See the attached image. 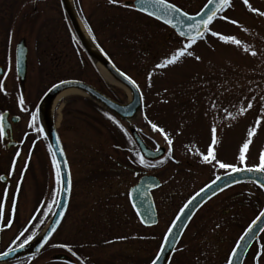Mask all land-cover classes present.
I'll return each instance as SVG.
<instances>
[{"label":"rangeland","instance_id":"obj_1","mask_svg":"<svg viewBox=\"0 0 264 264\" xmlns=\"http://www.w3.org/2000/svg\"><path fill=\"white\" fill-rule=\"evenodd\" d=\"M172 1L185 13L194 14L206 0ZM248 4L264 11V0H248ZM73 7L100 49L136 84L142 106L134 118L118 127L83 94H70L56 105L52 117L68 164L71 189L67 210L47 246H62L54 257L70 250L76 264H149L183 202L210 180L231 171L220 168L217 161L240 169L259 164L264 152V17L251 12L244 0H232L221 15L237 23L217 19L210 27L220 35L235 37L241 42L239 46L206 33L190 49L199 60L184 56L161 68L157 65L186 43L170 29L123 7L120 1L74 0ZM5 32L14 33V40L18 34L28 37L30 99L37 102L49 86L69 79L111 94L119 103L130 99L127 91L106 80L99 67L87 61L58 0H0V40ZM241 108L247 109L243 115ZM151 124L164 130L171 146ZM131 128L144 135L149 147L164 150V157L141 164L122 132ZM250 129H255V134L249 140ZM43 133L39 134L42 142L31 150L33 156L18 161V173L28 162L19 191L18 219L13 225H0V254L28 241L53 209L57 170ZM19 141L12 152L28 153L31 140L22 130ZM246 142L241 163L240 150ZM210 145L215 155L211 163L203 160ZM128 168L139 170L138 174H153L161 181L152 193L159 212L153 227H142L128 203V188L138 179ZM232 195L235 201L223 205ZM263 202V192L251 184L208 202L185 232L182 245L186 246L177 254L184 259L182 264H226L236 237L261 211ZM38 204V218L21 235ZM227 207L232 218L221 215ZM107 232L113 240L103 239L101 234ZM95 233H99L98 238ZM205 234L211 241L193 238ZM258 242L244 264H264V254L257 259L258 251L264 253V232ZM9 264L63 263L45 252L32 260Z\"/></svg>","mask_w":264,"mask_h":264},{"label":"water","instance_id":"obj_2","mask_svg":"<svg viewBox=\"0 0 264 264\" xmlns=\"http://www.w3.org/2000/svg\"><path fill=\"white\" fill-rule=\"evenodd\" d=\"M64 16L66 17L70 29L78 42L80 48L82 49L85 56L97 67H101L107 75L119 86L128 91L130 95V99L126 103L116 102L106 95L100 93L98 90L93 88L92 86L76 80H67L60 82L54 86H52L46 94L42 97L38 110L40 115V122L45 134L47 143L51 150L53 159H55L59 170L62 172L64 177V185L65 190L61 191V186L59 185L57 200L59 203L55 204L54 210L47 221L46 225L43 229L36 234L31 240L27 243L23 244V247L13 248L14 251L10 252L8 256H3L0 254V264H6L15 260H20L32 256L38 255L43 248L46 246L52 235L55 233L58 228L67 208L69 192L67 189V183L70 181L68 165L62 151L57 132L56 126L52 117V108L56 97L63 91L73 89L76 90L83 95L89 97L103 108L114 114L121 120H131L136 116L139 112L142 99L141 94L136 86V84L129 83L127 77L119 70H117L114 65L102 54V52L95 46L93 49L82 32L78 20L76 18V12L72 10L70 7L68 0H59ZM207 4V3H206ZM132 5L136 11L146 16L148 12H152L153 15L149 16L156 21L166 25L169 27L179 38L185 39V37H181L179 33L181 31L188 32V25L193 23V21L187 20L184 16H181L179 13H168L167 16L164 15V9L159 5H154L149 2L141 3L140 0H135L132 2ZM74 8V7H73ZM212 6L210 5L208 8H204L203 12L201 10L199 13L201 15L195 16L197 20L204 18V15L211 11ZM182 12V11H181ZM161 16V19H156V16ZM164 19H170L172 24L175 27H172L170 24L164 23ZM191 35L195 36V31L193 30ZM92 41V40H91ZM27 51L23 41H20L15 48V61H16V72L21 82H23L25 73H26V57ZM17 58L19 59V66L17 68ZM135 85V86H134ZM5 130V128H4ZM130 134L139 150L140 155L148 160L154 161L160 159L164 151L162 149L158 150H149L145 143L142 141L138 133L134 130H130ZM219 179H215L210 184L206 185L200 191H198L195 195H193L187 203L183 206L176 219L171 224V231H167L163 243L158 251L155 259V264H167L173 250L182 234L184 229L186 228L189 220L194 215V213L211 197L221 192L225 188L243 182H250L258 187H260L264 193V173L256 172V171H237L233 173H227L218 176ZM160 186V182L153 176H142L137 184L132 186L128 190V200L130 206L137 216L138 221L144 227H152L157 224L156 212L153 204V200L151 197V191L157 189ZM264 212V204L263 207L258 214L257 217L250 223L251 230H249V226L245 229L241 237H244L241 240V237L238 239L234 248L236 249V255L232 256V252L230 256H232V264H243L244 258L253 245L254 242L258 241L260 234L263 232L261 229H264V217L260 216V214ZM55 227V231H52V228ZM49 233H51L49 235ZM47 237V238H46ZM239 245V246H238ZM233 248V249H234ZM8 252V251H6ZM57 260L67 261L68 258L65 255H57ZM152 261V262H153ZM151 262V264H152ZM228 264V262H227Z\"/></svg>","mask_w":264,"mask_h":264},{"label":"flooded vegetation","instance_id":"obj_3","mask_svg":"<svg viewBox=\"0 0 264 264\" xmlns=\"http://www.w3.org/2000/svg\"><path fill=\"white\" fill-rule=\"evenodd\" d=\"M118 1H120V3H122V6L124 4H128L129 7H125V8H132L133 11L136 12L135 9L132 7V5L129 3V2H132L134 0H118ZM118 1L116 3H118ZM165 2L174 4L176 7L180 8L179 5H177L172 0H165ZM204 3L201 4V6L199 7V9L196 12H198L201 9V7L204 5ZM35 8L36 7L33 6V10H35ZM180 9H181V11L184 12V10L182 8H180ZM189 15H191V14H189ZM143 17L153 21L156 24H159V23L155 22L154 20H152V19H150V18H148L146 16H143ZM165 28H168V27L165 26ZM13 35H14V33H12V32L11 33L5 32V37L2 40H0V81H2V86H3V89H4L3 91H0V116L3 117V119L0 120V132H2V135H0V177H4L3 180H0V204L3 205V210L0 211V225L5 224L7 226H10L8 224L9 220H11V225H13L18 219L19 191H20V187H21V184H22V181H23V176L27 172V167H28V162H26L24 164V166H23V169L20 171V173H18V161L19 160H26V161L29 160L33 156L32 152H31L33 146L35 144L39 143L40 140L42 139V137H40L41 131H40V121H39V117H38V105L40 103L41 98L46 93V91L48 89H50L53 85L56 84L55 83L52 86H49L45 90V92L40 96V98L38 99L37 102L34 99H30L31 90H30V83H29L30 76H29V68H28L29 67V65H28V62H29L28 61V53H29V51H28L29 50L28 49V37L27 36H23L21 34H18V35H16V38L14 40ZM20 41L24 42L25 47H26V51H27L26 73H25V77H24L23 82L20 81V79H19V77L17 75V72H16V61H15V48H16V45ZM69 80H71V79H69ZM19 95L24 100V104H23V109L24 110L23 111L21 110V106L19 105ZM33 114L35 115V119L34 120H33ZM23 123H25V126L19 127V125L23 124ZM30 124L32 125L31 127L29 126ZM4 128H5V130H4ZM21 130H22V134H24L27 139L31 140L32 147H31V149H30V151L28 153H20V155L17 156L16 153L12 152V150L17 148L20 145L19 134H20ZM137 132L141 136L142 140L144 141V143L146 144V146L148 147L149 150L154 151V150L161 149V148H158V147H155V148L149 147V145L146 142V138H144V135L138 130H137ZM129 137H130V135H129ZM130 139H131V141H132V143H133V145L135 147V153L137 155V158L140 160L141 155L139 154V151H138V149H137L132 137H130ZM41 142H42V140H41ZM14 159H15L16 162H15V167H14V170H13V160ZM143 160H144V162L146 161L145 159H143ZM127 170H129V171L132 170L134 177L138 176L137 177L138 178L137 181L132 186H134L142 176L150 175V176L156 177L153 174H145V173L138 174L139 170H137V169L128 168ZM113 171L114 170H109V172H113ZM230 172H232V171H230ZM22 173H23V176H22ZM223 174H225V173H223ZM214 179L210 180L209 182H207L206 184L201 186L198 190H196L192 195H190L183 202V204L179 208L177 214L179 213L181 208L184 206V204L196 192H198L200 189H202L205 185H207L210 182H212ZM159 182H160V186H161V181L159 180ZM18 183L20 185L19 191H17V184ZM242 185H248V184L247 183H245V184L240 183V184L232 185L230 187L225 188L224 190H222L218 194L214 195L211 199L206 201L194 213V215L189 220L186 228L182 232V234H181V236H180V238H179V240H178V242H177V244H176V246H175V248L173 250V253H172V255H171V257H170V259H169L167 264H182V263H184V259L182 257L179 258V256H177V254H178V252L182 251L183 246L184 247L186 246V245H182L183 244V240H184V236H185V232H186L187 228L190 226V224H192L193 221L195 220V217L198 215L197 213L208 202H210L211 200H213L217 196H219V195H221L223 193L229 192V190H231V189H235L237 187H242ZM132 186H130L128 188V190ZM160 186H159V188H160ZM253 186H255V185H253ZM5 189H7V197L6 198L4 196ZM157 189L151 191V197L153 199L154 208H155V212H156V215H157V221H158L159 212H158L157 200H156L155 197H153V194H152ZM237 196H240V195H235L234 197H237ZM234 197L232 195V196H229V198H227L226 200L224 199L223 200V205H228V204L232 203L233 200L235 201ZM13 199L16 200V207H15V211L14 212L12 211ZM40 203H41V201H40ZM39 207H40V204H38V207L35 210H33V212L30 214V216H29V218L27 220V224L25 225V228L21 231L22 233L26 232L27 228L31 227L34 224V221L36 220V218H38ZM221 213H222L221 215L223 217H227V218L231 217L232 218V212H231V209L229 207H227L226 209L222 210ZM177 214H176V216H177ZM107 224H108V222H107ZM242 233H243V231H241L238 234V236L236 237L235 241H237L239 239V237L242 235ZM98 234L99 233H95L93 235H95L96 238H98ZM101 236L103 237V239H106V240H113L114 239L113 235H110L109 232H107L106 235L101 234ZM163 238L161 240L159 248L162 245ZM193 238H194V240L211 241L209 234L196 235ZM129 241H130V239H129ZM208 243H210V242H208ZM254 245L258 246L259 242L257 244L254 243L252 245V247ZM198 246L199 245H197L196 248ZM252 247H251V249H252ZM194 249H193V251H194ZM43 251L48 253V256L50 258L52 257V260H54V255H55V253H57L56 251H62V246H52V247L46 246ZM63 254H65L69 258H71L68 261L69 263L62 262L63 264H76L75 261L77 259L75 260L74 255L70 252V250H69L68 253H64L63 252Z\"/></svg>","mask_w":264,"mask_h":264},{"label":"snow or ice","instance_id":"obj_4","mask_svg":"<svg viewBox=\"0 0 264 264\" xmlns=\"http://www.w3.org/2000/svg\"><path fill=\"white\" fill-rule=\"evenodd\" d=\"M109 4H114L117 2V0H108ZM140 2L143 4L145 2H149V3H152L154 5H159L160 7H162L164 9V15L167 16L168 13H171V12H174V13H179L181 16H184L187 20L189 21H193V23L189 24L188 25V32H183L181 31L179 33V35L181 37H185L186 38V43L183 44V46L178 49L175 54L167 59L163 64H159L157 65V67H166L167 65H172V64H175L179 58L181 57H184V56H189V57H194L196 60H199L200 57L198 56H194V53L192 51H190V49H192L193 45L197 42V40L199 39H202L203 36L207 33V34H210L211 36L213 37H218V39L225 43V44H233V45H237L239 46L240 45V41L238 39H236L235 37H232V36H227V35H220L218 34L217 32L215 31H211V25L213 24V22L217 19H220V20H228V18L226 16H223V15H218L219 13H223L229 6H230V0H207V4L204 5V8H208L210 5L212 6L211 8V11L207 12L205 15H204V18L202 19H199L197 20L195 18V16H190L188 15L187 13H184V12H181V9L176 7L174 4H171V3H166L165 0H140ZM244 3L245 5L248 6L249 10L251 12H254L256 13L258 16H261V17H264V11H259L258 9H255V8H252L251 5L248 4V0H244ZM124 7H129L128 4H124L123 5ZM204 10L201 9V12H203ZM148 15L149 16H152L153 13L152 12H148ZM197 16L201 15V13H197L196 14ZM156 19H161V16L157 15L156 16ZM229 23H232V24H236L237 21L235 20H228ZM164 23L166 24H170L172 27H175L174 24H172V21L170 19H164ZM195 31V36L191 35L190 33L192 31ZM256 53L253 52L252 55H255ZM19 66V59L17 58V68ZM125 79H128L129 80V83H133L128 77H125ZM135 86V85H134ZM3 86H2V81H0V91H3ZM19 104L21 106V110L23 111V104H24V100L23 98L21 97L19 99ZM252 107V102L249 101L248 102V105H247V108L250 109ZM240 114L243 115L247 109L245 108H241L240 110ZM107 115V113L105 114ZM3 117L0 116V120H2ZM35 119V115L33 114V120ZM108 119L109 120H113V118L111 116H108ZM113 123H117L115 120H113ZM259 120L257 121V125H259ZM30 127L32 126L31 124L29 125ZM117 126L119 127V125L117 124ZM151 128L154 132H158L160 133L161 135L164 136V139L167 141V143L171 146L172 144V140L168 138V135L164 132V130L162 128H159L156 124H151ZM212 144H215L216 143V128L213 127L212 128ZM255 134V129H250L248 131V137H249V140L251 139V137ZM0 135H2V132H0ZM248 148V143L246 142L241 150H240V161L241 163L244 162L245 160V150ZM17 156L20 155L19 152L16 153ZM211 158V159H210ZM215 159V155H214V151H213V147L210 145L209 148H208V153L207 155H205L203 157V160L205 162H209L211 163L212 160ZM15 159L13 160V170H14V167H15ZM139 162L141 164H144V160L143 158L141 157ZM163 161H161L162 163ZM217 163L219 164V167L222 168V169H231L232 172H237V171H249V172H252V171H256V172H264V152L261 153L260 155V158H259V164L255 167H252V168H244V169H240V168H237V167H234L232 165H229V164H225V163H220L217 161ZM148 166H153L151 164H149ZM53 167L57 169L56 171V184L57 185H60L61 188L60 190L63 191L65 190V185H64V177H63V174L62 172L59 170L58 166H57V163L55 161V159H53ZM22 176H23V173H22ZM4 177H0V180H3ZM217 179H219V177H217ZM19 183L17 184V191H19ZM67 189L70 190V181H68L67 183ZM4 196L5 198L7 197V189H5V192H4ZM56 203H59L58 201ZM15 207H16V200L13 199V202H12V211L14 212L15 211ZM3 210V205L0 204V211ZM260 216L264 217V212H262L260 214ZM260 217H257V219H259ZM253 223H255V221H253ZM8 224L11 225V220L8 221ZM249 230H251V226H249ZM52 231L54 232L55 231V227L52 228ZM169 231H171V229H169ZM261 231H264V229H261ZM51 233H49L50 235ZM21 235H23V233H21ZM47 238V237H46ZM17 239H19V237H17ZM29 239H31V237H29ZM244 237H241V240H243ZM28 241L25 240L24 243H27ZM239 246V245H238ZM20 247H23V244L20 245ZM262 248H264V245L261 246ZM14 251V249H9L8 252H4L2 255L3 256H8L10 252ZM264 253H261L258 251L257 253V259H259L260 255H262ZM236 255V249L234 248L232 250V256H235ZM232 256H229L228 257V264H232ZM152 264H155V261L152 262Z\"/></svg>","mask_w":264,"mask_h":264},{"label":"bare ground","instance_id":"obj_5","mask_svg":"<svg viewBox=\"0 0 264 264\" xmlns=\"http://www.w3.org/2000/svg\"><path fill=\"white\" fill-rule=\"evenodd\" d=\"M68 3H69V5H70V7L72 8V10H74V12H76L75 9L73 8V2H72V0H68ZM76 18H77V20H78V23H79V25H80V28H81L82 32L84 33V35H85L86 38L88 39V41H89L91 47H92L93 49H95V46H94V44L92 43V41H91L89 35L87 34V32H86V30H85L83 24L81 23L80 18H79V16L77 15V13H76ZM99 71H100V73L103 75V77H104L106 80L115 83V82H114V81H113V80L107 75V73H106L101 67H99ZM124 90H125V89H124ZM125 91H126V90H125ZM70 94H82V93H80V92H78V91H76V90H73V89H69V90H65V91L61 92V93L56 97V99H55V101H54L53 108H52V112H53V110L55 109L56 105H57L62 99H64L66 96H68V95H70ZM128 94H129V93H128V91H127V95H128Z\"/></svg>","mask_w":264,"mask_h":264},{"label":"trees","instance_id":"obj_6","mask_svg":"<svg viewBox=\"0 0 264 264\" xmlns=\"http://www.w3.org/2000/svg\"><path fill=\"white\" fill-rule=\"evenodd\" d=\"M87 27V26H86ZM88 28V27H87ZM89 29V28H88ZM89 31V30H88ZM89 34H90V32H89ZM90 36L93 38V36H92V34H90ZM93 40H94V38H93ZM94 42L97 44V46L100 48V45L94 40ZM105 54V53H104ZM106 55V54H105ZM107 56V55H106ZM91 65H92V63L89 61V60H87ZM110 96H111V98L112 99H114V100H116V101H118L117 100V98L115 97V96H112L111 94H110ZM105 114L107 113V116H111L112 118H113V120H115L117 123H115V125L117 126V124L119 125V127H122V126H120V125H122L123 123L121 122V121H119L115 116H113L111 113H109L108 111H105V110H103L102 108H100ZM113 120H111L112 122H113ZM123 132V134L125 135V137L127 138V140L129 141V143H130V145H131V147H132V149H133V152H135V147H134V145H133V143H132V141H131V139H130V137H129V135H128V133L126 132V131H122ZM15 262H20V261H15ZM11 263H14V262H11Z\"/></svg>","mask_w":264,"mask_h":264}]
</instances>
